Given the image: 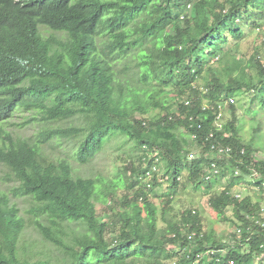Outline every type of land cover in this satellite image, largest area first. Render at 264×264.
I'll return each mask as SVG.
<instances>
[{
  "label": "trees",
  "instance_id": "obj_1",
  "mask_svg": "<svg viewBox=\"0 0 264 264\" xmlns=\"http://www.w3.org/2000/svg\"><path fill=\"white\" fill-rule=\"evenodd\" d=\"M263 14L264 0H0V164L12 196L28 201L24 216L0 189V264H264L261 202L232 192L245 179L263 189L264 158L229 102L245 95L264 111V62L238 53L241 25L264 38ZM218 103L231 115L221 129ZM18 113L35 122L28 135L6 130ZM211 132L228 156L209 150ZM116 136L132 142L138 167L103 186L75 175L72 162L88 164ZM155 158L146 190L139 178ZM211 161L219 174L204 181ZM156 174L167 183L160 208ZM186 185L202 187L217 217L232 208L230 243L203 230L197 209L169 215ZM27 226L56 253L27 250Z\"/></svg>",
  "mask_w": 264,
  "mask_h": 264
},
{
  "label": "rangeland",
  "instance_id": "obj_2",
  "mask_svg": "<svg viewBox=\"0 0 264 264\" xmlns=\"http://www.w3.org/2000/svg\"><path fill=\"white\" fill-rule=\"evenodd\" d=\"M260 29L264 31V14L259 19ZM244 31L245 37L239 44V59L248 60L251 56L256 53L259 61L264 62V44H262L261 36H258V30L251 27V25H241ZM235 106V115L238 119L239 133L243 141L251 142L252 146L256 150V159L264 158V111L249 106V101L245 95L235 96L233 98ZM31 114H16L9 122L6 130L8 132H16L19 129L21 135H28L29 132L33 131L35 122L29 121L28 124L24 122L29 119ZM231 118L230 112L228 110L224 111L222 122L227 121ZM10 124H13L11 126ZM66 124V123H65ZM68 124V123H67ZM16 125H22L20 128ZM63 125V124H62ZM61 151L56 150L54 153L49 154L51 156H63ZM195 154V152H193ZM196 155V154H195ZM74 169L76 170L75 175L83 178H98L102 183L112 184L111 182L115 179L114 176L119 169H123L124 166L132 165L133 167H138L140 160L138 159V153L133 147L132 142L126 140L122 136L112 137L103 147V149L96 154V156L86 165L77 166L72 162ZM162 171V169H161ZM7 169L0 164V189L7 194L10 202L15 203L16 207L19 209L20 213H23L28 207V201L22 198H15L9 189L14 185L9 181H5ZM162 187H157L155 196H153V201L158 208L162 207L164 204L163 193L167 185L166 181L162 182ZM216 191L220 189L215 188ZM232 192L234 194H239L240 198L249 196L253 201L261 202L264 208V186L263 189H259L253 184H251L250 179H245L243 182L233 186ZM128 195L129 192L117 189L116 196L121 199L123 195ZM187 208L197 209L200 212L202 219L203 230L206 232H213L218 239L223 241H232L231 232L234 230L232 224V208L227 209L223 217H217L207 205V196L203 194L202 187L197 188V190H192L190 185H186L183 189H178L176 196L174 197L171 205L169 215L171 217L177 218L182 211ZM96 209L98 213L104 211L102 205L97 204ZM264 219V215H263ZM231 220V221H230ZM22 245L31 251L32 253L42 254H55L56 251L51 247V245L42 240V237L32 229V227L27 226L21 235ZM52 252V253H50Z\"/></svg>",
  "mask_w": 264,
  "mask_h": 264
},
{
  "label": "built area",
  "instance_id": "obj_3",
  "mask_svg": "<svg viewBox=\"0 0 264 264\" xmlns=\"http://www.w3.org/2000/svg\"><path fill=\"white\" fill-rule=\"evenodd\" d=\"M264 39V38H262ZM229 102H233L232 99H229ZM222 105L221 103H218L216 105V110H215V127L216 129H221V125H222V119H223V111H222ZM212 137V132L209 133L206 137H205V141H208L210 138ZM192 139L194 138V136L191 137ZM208 145H209V150L211 152H214L217 155H229L231 153V149L230 147L226 146H219L217 144L211 143L210 140L208 141ZM196 155L195 154H190L189 158H194ZM158 162V159L155 158L153 160V163L150 164L147 169L145 170V172L143 173V175L140 176L139 181L142 185L145 186L146 190L150 189L151 187V183H152V178H153V173H157L158 168L156 166L155 163ZM219 174V170L217 168V164L215 162H210L208 165H206L203 170H202V178L204 181H213L217 175ZM234 176H237L239 174V171L236 169L233 172ZM157 175V182L158 183H162L164 181H166V178L160 177L158 174ZM260 176V174L254 170L252 173V177L254 178H258ZM180 178H178L179 180ZM262 186H264V183H262ZM223 189V188H221ZM235 198H239V194H234ZM262 212L264 213V208H262ZM247 220H250L249 217H246ZM260 222L258 220L254 221V224H259ZM249 228H247L248 230ZM236 233H240V229L236 230ZM195 236V233H191L187 236V239L190 241L193 237ZM201 236V235H200Z\"/></svg>",
  "mask_w": 264,
  "mask_h": 264
}]
</instances>
